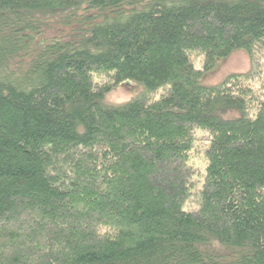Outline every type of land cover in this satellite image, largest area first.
<instances>
[{"label": "trees", "instance_id": "1", "mask_svg": "<svg viewBox=\"0 0 264 264\" xmlns=\"http://www.w3.org/2000/svg\"><path fill=\"white\" fill-rule=\"evenodd\" d=\"M0 264H264V0H0Z\"/></svg>", "mask_w": 264, "mask_h": 264}, {"label": "rangeland", "instance_id": "2", "mask_svg": "<svg viewBox=\"0 0 264 264\" xmlns=\"http://www.w3.org/2000/svg\"><path fill=\"white\" fill-rule=\"evenodd\" d=\"M250 62L245 52L238 51L231 57L220 59L218 67L206 74L203 78L205 85H215L223 81V79L230 73L233 72H245L249 70ZM141 86L134 82L123 83L110 97L109 100L114 102H123L129 100L137 92H139ZM203 143H206L203 141ZM201 149V146L198 148ZM205 154L200 153L198 156H191L190 162L199 169L198 180H202L201 174L205 171ZM207 161V160H206ZM205 173V172H204Z\"/></svg>", "mask_w": 264, "mask_h": 264}]
</instances>
